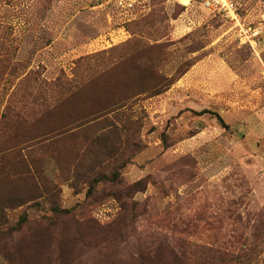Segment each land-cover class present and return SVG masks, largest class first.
<instances>
[{"label":"rangeland","instance_id":"374dc122","mask_svg":"<svg viewBox=\"0 0 264 264\" xmlns=\"http://www.w3.org/2000/svg\"><path fill=\"white\" fill-rule=\"evenodd\" d=\"M181 1L128 17L100 0H0V232L22 228L5 239L14 258L138 264L166 241L190 264H264V34L241 45L222 13ZM233 1L264 24V0ZM137 47L154 64L141 93L103 118L88 96L99 119L75 130L87 84ZM16 110L26 123L3 133ZM144 179L125 209L119 192Z\"/></svg>","mask_w":264,"mask_h":264},{"label":"trees","instance_id":"16d2710c","mask_svg":"<svg viewBox=\"0 0 264 264\" xmlns=\"http://www.w3.org/2000/svg\"><path fill=\"white\" fill-rule=\"evenodd\" d=\"M137 49L138 50L132 56L127 57V59H123L120 62L114 64V66L110 69L111 71L109 70V74L106 73L99 76L97 75L87 84L86 87H88V95L86 94V99L79 100V102H77L78 104H76L79 112L76 117H80L75 122V130L91 122L95 123L99 119V116H97V114L100 113L95 112L98 101H89L88 96L94 97L98 100H102L101 104L103 106L100 109L103 113H101L102 115L100 116V118H103L105 115L119 110L122 103L121 99H126L128 93H141L140 89L137 90V86H139V78L141 74L146 73L144 70H153L154 64L145 57V53L147 51L141 50L140 47H137ZM68 85H70L69 82ZM71 89L72 87L70 85V87L66 90L67 93L71 92ZM77 93L78 92H76L75 95ZM116 94L121 95V98H116ZM52 106L53 104L50 102L49 98H47L43 106V111L46 113V115L51 114ZM87 106L89 107L87 108ZM86 108L87 111L84 112ZM88 110H90V112H88ZM25 112L26 110H24L23 112L19 110L14 111L13 124L3 122L2 132L4 133L6 131H10L15 136L18 135L20 128L26 123V119L24 118V115H22ZM207 113L214 115L225 129L229 128V126L223 120L222 116L216 112L205 110L200 114L204 115ZM38 139H41V137H39ZM33 140L35 139L30 138L29 142L32 143V145L27 146V149L37 146L38 143L33 142ZM14 154V158L17 160V164H23L24 161L23 159H21L20 153L17 151ZM24 163L27 166V162ZM29 178L34 184V195L38 199L41 197V194L44 193V189H40V184L38 182L37 176H33L31 173ZM112 181L114 182V180ZM144 183H146L145 179L127 187L126 190H121L119 192L118 197L123 202V207L125 209L128 208V202L125 199H127L132 192L141 191ZM36 198L32 197L31 201H34V199ZM135 208L137 207L135 206ZM21 230V227H15V230H9L7 232L8 234L0 232V264H33L32 262L35 261L36 258L31 257L30 254L35 251L34 248H28L26 250L27 252H29V260H27L23 256H18L17 254L16 255L18 257L14 258L13 249L9 248L8 244L5 241L6 238L11 237L16 232H19ZM127 230V227L121 228L116 232V235H118V237H123L124 233L122 232ZM14 253L16 252L14 251ZM164 253H166V258H162ZM148 255L149 256H142L140 260H138V264H190L189 260L186 259L185 254L177 255L175 249L169 246L166 241L157 245V247L154 249V254L148 253ZM219 259L222 261L226 260L225 254L220 253Z\"/></svg>","mask_w":264,"mask_h":264},{"label":"built area","instance_id":"2783aa9c","mask_svg":"<svg viewBox=\"0 0 264 264\" xmlns=\"http://www.w3.org/2000/svg\"><path fill=\"white\" fill-rule=\"evenodd\" d=\"M147 0H100L95 4L93 9H104L110 6H115L118 10L128 17H132L143 10ZM198 1L200 4L212 12L222 13L227 19L235 24L239 30V39L241 45H248L252 49H256L259 45L260 39L264 34V24L258 26H251L246 24L242 15L239 12L237 4L233 0H191Z\"/></svg>","mask_w":264,"mask_h":264},{"label":"bare ground","instance_id":"6f19581e","mask_svg":"<svg viewBox=\"0 0 264 264\" xmlns=\"http://www.w3.org/2000/svg\"><path fill=\"white\" fill-rule=\"evenodd\" d=\"M184 5H188V0H182L181 1Z\"/></svg>","mask_w":264,"mask_h":264}]
</instances>
